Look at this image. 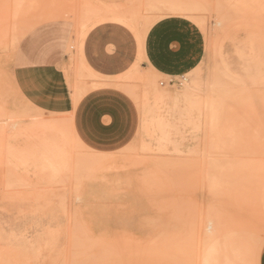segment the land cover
Wrapping results in <instances>:
<instances>
[{
  "label": "rangeland",
  "instance_id": "1",
  "mask_svg": "<svg viewBox=\"0 0 264 264\" xmlns=\"http://www.w3.org/2000/svg\"><path fill=\"white\" fill-rule=\"evenodd\" d=\"M168 17L206 39L174 84L142 59ZM54 19L65 62L42 73L23 39ZM123 51V74L95 70ZM106 89L110 121L80 116ZM263 245L264 0H0V264H258Z\"/></svg>",
  "mask_w": 264,
  "mask_h": 264
},
{
  "label": "crops",
  "instance_id": "2",
  "mask_svg": "<svg viewBox=\"0 0 264 264\" xmlns=\"http://www.w3.org/2000/svg\"><path fill=\"white\" fill-rule=\"evenodd\" d=\"M67 28L66 19H54L33 26L26 32L23 39L25 54L40 72L53 73L64 64L68 44ZM205 51L206 39L198 25L187 18L168 17L156 22L146 34L142 47V59L154 74L177 79L195 71L201 65ZM106 52L109 56H114L116 49L107 45ZM138 55L136 52L123 51L118 55L119 65L117 67L114 65L100 67L96 64L94 68L102 74V77L114 78L130 68ZM108 91L116 92L114 89H106L102 95H97V92L92 94L78 111L80 116L90 111L93 112L92 108L99 103L101 106L99 122L107 124L111 113L107 111L109 106L104 104L110 101L102 102L101 98L107 95ZM126 102L132 115V125L135 127L138 125L136 110L128 99ZM81 138L92 148H115L121 144V141L102 144L95 143L86 136ZM258 264H264V245Z\"/></svg>",
  "mask_w": 264,
  "mask_h": 264
},
{
  "label": "bare ground",
  "instance_id": "3",
  "mask_svg": "<svg viewBox=\"0 0 264 264\" xmlns=\"http://www.w3.org/2000/svg\"><path fill=\"white\" fill-rule=\"evenodd\" d=\"M104 39V38H103ZM113 43V42H112ZM116 45V44H115ZM198 86H199V84H197L196 86H192V87H190V88H188V90H187V97H189L190 98V93L191 92H193L195 89H197L198 88ZM159 195V194H158ZM41 250V249H40Z\"/></svg>",
  "mask_w": 264,
  "mask_h": 264
},
{
  "label": "built area",
  "instance_id": "4",
  "mask_svg": "<svg viewBox=\"0 0 264 264\" xmlns=\"http://www.w3.org/2000/svg\"><path fill=\"white\" fill-rule=\"evenodd\" d=\"M184 78V77H183ZM177 79H170V84H174V82H176ZM179 83V82H178Z\"/></svg>",
  "mask_w": 264,
  "mask_h": 264
}]
</instances>
